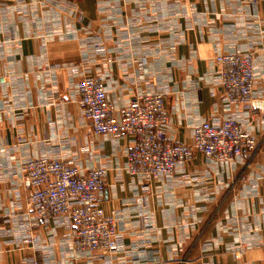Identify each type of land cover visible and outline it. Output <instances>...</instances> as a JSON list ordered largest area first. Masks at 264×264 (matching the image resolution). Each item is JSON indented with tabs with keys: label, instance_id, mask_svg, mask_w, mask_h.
Segmentation results:
<instances>
[{
	"label": "crops",
	"instance_id": "crops-1",
	"mask_svg": "<svg viewBox=\"0 0 264 264\" xmlns=\"http://www.w3.org/2000/svg\"><path fill=\"white\" fill-rule=\"evenodd\" d=\"M248 52L254 107L225 108L215 58ZM83 78L116 109L165 95L173 142L234 120L258 151L234 163L197 153L147 187L126 169L133 138L83 118ZM31 158L109 169L100 204L116 252H76L58 219L30 226ZM0 264H264V0H0Z\"/></svg>",
	"mask_w": 264,
	"mask_h": 264
},
{
	"label": "built area",
	"instance_id": "built-area-1",
	"mask_svg": "<svg viewBox=\"0 0 264 264\" xmlns=\"http://www.w3.org/2000/svg\"><path fill=\"white\" fill-rule=\"evenodd\" d=\"M220 68L225 108L254 107V53L216 56ZM79 107L96 135H125L133 138L127 155V171L149 187L161 176L172 178L178 164L201 154L216 162L234 163L245 154H256L255 137L234 120L218 125L204 122L193 129L192 143L180 144L167 135L169 116L165 95H141L116 109L107 98L105 85L94 78L78 83ZM29 186L26 206L35 221L61 220L67 242L79 253L112 254L118 249V234L112 216L100 204L107 186L109 169L99 166L82 172L71 161L31 158L21 166ZM25 244L31 242L26 239ZM239 256L243 255L240 251Z\"/></svg>",
	"mask_w": 264,
	"mask_h": 264
}]
</instances>
